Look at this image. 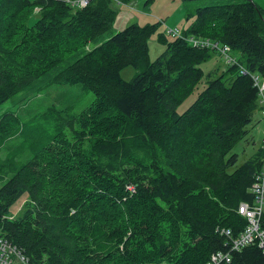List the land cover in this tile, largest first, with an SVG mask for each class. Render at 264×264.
Returning <instances> with one entry per match:
<instances>
[{
  "label": "trees",
  "instance_id": "16d2710c",
  "mask_svg": "<svg viewBox=\"0 0 264 264\" xmlns=\"http://www.w3.org/2000/svg\"><path fill=\"white\" fill-rule=\"evenodd\" d=\"M182 3L181 37L132 23L88 47L111 29L110 0L78 9L65 0H0V107L18 93L72 98L40 114L55 121L54 132L36 145L19 116H0V145L24 138L0 164V237L32 264H208L220 251L230 254L221 264H264L257 243L229 252L247 226L240 205L258 206L251 186L264 150L239 164L234 149L249 142L261 113L254 77L264 76L263 13L253 0ZM156 33L165 48L150 61ZM187 37L240 57L219 76L208 72L178 113L216 52ZM126 67L140 71L125 81ZM87 92L94 98L83 108L76 98ZM22 152L30 157L13 165ZM260 222L264 231V207Z\"/></svg>",
  "mask_w": 264,
  "mask_h": 264
},
{
  "label": "rangeland",
  "instance_id": "374dc122",
  "mask_svg": "<svg viewBox=\"0 0 264 264\" xmlns=\"http://www.w3.org/2000/svg\"><path fill=\"white\" fill-rule=\"evenodd\" d=\"M255 4L260 8L264 17V0H253ZM183 0H130L128 3L120 2V0H110V7L115 11V20L111 26V29L105 33L96 44H90L88 47H94L101 42L108 40L112 35L120 32L126 26L132 23H137L140 26L146 24H159L157 33L165 32L169 29H177L180 33L182 29L186 27L185 14L183 8ZM76 8V7H74ZM78 9V8H77ZM157 33L152 35L148 41L149 59L155 60L161 52L164 50V46L157 40ZM167 39H172L168 35ZM231 55L238 59L240 56L236 52H232ZM204 72V77L199 82L195 90L189 95L177 108L178 113L184 112L196 99L198 93L205 87L208 72L213 73L214 76H219L227 68L225 59L218 53H213L211 58L200 65ZM140 69L133 67H126L121 70L120 76L123 80H131ZM260 84L264 83V76L260 74L256 75ZM56 89V88H54ZM64 89V88H62ZM76 91V89H74ZM58 90H53L49 95L39 96H25L23 93L16 94L13 98L5 102L0 107V116L5 112H10L19 116L24 122V133L29 135L28 143L36 145L38 142H46L53 134V123L41 119L40 114L46 111V108L52 103L55 107H60L66 102L72 101L70 94H64L63 92L58 99L55 97L58 95ZM94 96L91 92L85 93L76 98V102L82 104L85 108L93 100ZM63 102V103H60ZM57 107V108H58ZM82 108V109H83ZM256 124L249 127V142H240L234 149V152L238 154L239 164L246 160L252 153L261 147V139L264 137V118L261 113L257 112L255 115ZM24 141L23 137L9 140L5 146L0 145V164L9 163L12 145H21ZM27 143H24L25 147ZM30 154L28 152H22L20 156L16 157L13 165H19L24 162ZM0 176H5L2 172ZM4 180L0 178V187ZM264 207V206H263ZM21 209V200L12 206V214H17ZM3 238V237H2ZM14 245V244H13Z\"/></svg>",
  "mask_w": 264,
  "mask_h": 264
},
{
  "label": "built area",
  "instance_id": "2783aa9c",
  "mask_svg": "<svg viewBox=\"0 0 264 264\" xmlns=\"http://www.w3.org/2000/svg\"><path fill=\"white\" fill-rule=\"evenodd\" d=\"M72 7L83 8L87 6L89 0H65ZM167 34L171 37H181V33L177 29H169ZM186 41L194 47H209L221 55L226 64H237L236 59L231 55L230 49L226 45H219L205 40H199L187 37ZM259 87V97L261 99V115L264 118V83L260 84L258 77H254ZM261 148L264 150V137L261 139ZM254 193L255 204L257 207L249 206L244 203L239 207V213L246 218L247 226L245 230L230 242L229 252L238 251L246 245L257 243L258 247L264 252V231L261 229V209L264 206V156L261 161L259 172L255 175L254 182L251 186ZM221 234L229 236V230H222ZM230 254L228 252H217L210 256L208 264L229 263ZM0 264H32L28 257L10 241L0 237Z\"/></svg>",
  "mask_w": 264,
  "mask_h": 264
}]
</instances>
